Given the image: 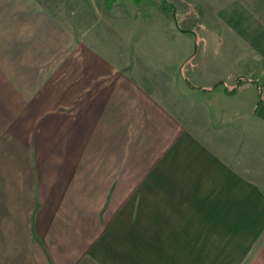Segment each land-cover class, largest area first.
Returning a JSON list of instances; mask_svg holds the SVG:
<instances>
[{
    "label": "crops",
    "instance_id": "1",
    "mask_svg": "<svg viewBox=\"0 0 264 264\" xmlns=\"http://www.w3.org/2000/svg\"><path fill=\"white\" fill-rule=\"evenodd\" d=\"M211 1L264 62V0ZM76 17L0 0V264H264L255 84L226 93L188 29Z\"/></svg>",
    "mask_w": 264,
    "mask_h": 264
},
{
    "label": "rangeland",
    "instance_id": "2",
    "mask_svg": "<svg viewBox=\"0 0 264 264\" xmlns=\"http://www.w3.org/2000/svg\"><path fill=\"white\" fill-rule=\"evenodd\" d=\"M45 1L53 5L54 8L59 11V14H61L63 18L65 17V20L77 14L78 17L74 20L79 21L77 24L80 25V29L84 28V24H92L93 29H106L108 26V28L114 30L115 24L111 23L108 15L117 17L124 16L127 20V24L123 22L121 26L131 27L133 21L138 23H141L140 21L144 23L151 21L155 23L153 25L155 31L157 28H165V23L167 26H171L173 30L188 29L195 33L197 44L200 48L198 56H195L193 59L194 62L197 61V63L201 64L203 67L204 63H214L218 65L219 72L217 78L223 79L227 85H233L239 75L264 83L263 61L260 62L254 58L253 60L250 58V61L246 59L248 62L241 61V59H234V57L236 56L237 58L242 51L243 54L245 53L243 58H248V54H252L253 57L255 56V51H251L248 43L233 38V36L227 32L226 28L219 23L213 14L219 12L222 7L210 6L209 4L212 3L211 0H203L205 4H208L203 8L198 7L194 0H171L175 5L172 8H169L168 5H164L163 0H104V2L99 4L94 0ZM96 7H99L100 10H96ZM162 9H168L167 13H163ZM106 17L108 22L105 21ZM125 32H129V30L125 29ZM124 41L125 45H131V43L128 44V42H133L126 38ZM230 42L232 46L229 45ZM187 43L189 51L196 46L193 35L188 39ZM206 48L208 49L205 50ZM190 59V62H193L192 57ZM210 74L215 75L216 73L211 72ZM187 75L193 79L190 76L191 74ZM250 86V88H253L252 84ZM250 95L251 90L246 88L241 92V97L238 96L236 99L241 101L247 100ZM215 100H217L216 97L215 99L208 98L209 104L213 103Z\"/></svg>",
    "mask_w": 264,
    "mask_h": 264
},
{
    "label": "trees",
    "instance_id": "3",
    "mask_svg": "<svg viewBox=\"0 0 264 264\" xmlns=\"http://www.w3.org/2000/svg\"><path fill=\"white\" fill-rule=\"evenodd\" d=\"M166 4H168L169 8H172L170 1L169 0H164ZM250 81L251 83H254L257 90H258V99L255 105V114L259 117L264 118V83H261L260 81L253 80V79H248L245 76H238L236 79V82L233 86H229L227 84L224 85L225 92L228 94H235L237 93L242 85ZM192 86L196 87L194 84L189 82ZM219 84H224L223 81L219 82Z\"/></svg>",
    "mask_w": 264,
    "mask_h": 264
}]
</instances>
